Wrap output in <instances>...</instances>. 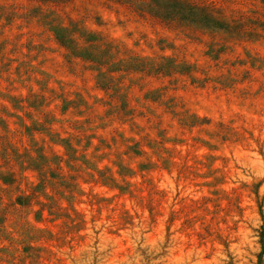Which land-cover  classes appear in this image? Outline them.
<instances>
[{
	"label": "rangeland",
	"instance_id": "374dc122",
	"mask_svg": "<svg viewBox=\"0 0 264 264\" xmlns=\"http://www.w3.org/2000/svg\"><path fill=\"white\" fill-rule=\"evenodd\" d=\"M0 264H264V0H0Z\"/></svg>",
	"mask_w": 264,
	"mask_h": 264
}]
</instances>
